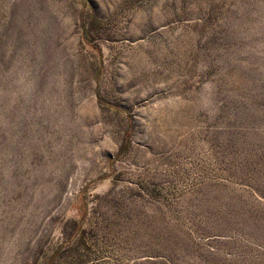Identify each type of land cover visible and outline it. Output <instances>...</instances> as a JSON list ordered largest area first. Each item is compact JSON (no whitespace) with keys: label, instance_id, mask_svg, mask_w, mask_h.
<instances>
[{"label":"rangeland","instance_id":"obj_1","mask_svg":"<svg viewBox=\"0 0 264 264\" xmlns=\"http://www.w3.org/2000/svg\"><path fill=\"white\" fill-rule=\"evenodd\" d=\"M0 264H264V0H0Z\"/></svg>","mask_w":264,"mask_h":264}]
</instances>
